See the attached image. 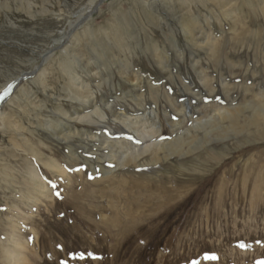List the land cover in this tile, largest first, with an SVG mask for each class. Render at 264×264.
Here are the masks:
<instances>
[{
  "label": "rangeland",
  "instance_id": "374dc122",
  "mask_svg": "<svg viewBox=\"0 0 264 264\" xmlns=\"http://www.w3.org/2000/svg\"><path fill=\"white\" fill-rule=\"evenodd\" d=\"M157 1L163 4L156 8L180 18L164 19L145 4L132 8L131 0H103L98 10L95 6L88 17L90 30L72 42L78 58L72 69L59 51L66 50L70 23L89 0H60L52 16L32 21L16 10L0 14V95L6 78L32 72L46 57L40 75L19 82L0 106V264H264V136L254 128L212 142V153L207 143L194 158L170 157V167L144 166L147 173H141L153 175L154 182L158 175L167 187L178 186L180 197L120 236L118 220L111 217L121 209L125 184L119 182L111 195L115 202L107 208L106 199L97 195L100 185L87 184L103 176L95 161L88 165L80 154L77 164L83 170L77 172L64 160L66 148L56 142L60 128L52 127L57 113L62 114L61 127H70L67 117L76 103L70 75L84 82L90 72L88 83L102 86L107 99L126 86L119 74H141L145 87L151 83L162 91L151 100V90L144 88L149 97L145 106L157 107L161 139H173L168 122L179 119L174 111L179 104L194 118L184 117V127H190L217 112L220 104L241 107L264 94V0ZM175 2L185 7L180 10ZM118 37L129 46L118 47ZM88 43L101 52L97 59L94 50H85ZM54 164L67 168L69 182Z\"/></svg>",
  "mask_w": 264,
  "mask_h": 264
},
{
  "label": "bare ground",
  "instance_id": "6f19581e",
  "mask_svg": "<svg viewBox=\"0 0 264 264\" xmlns=\"http://www.w3.org/2000/svg\"><path fill=\"white\" fill-rule=\"evenodd\" d=\"M59 1L60 0H56L53 3H51L48 2V0H0V14L4 12H10L12 10H16L18 12H22L28 15V17L30 16L32 21V19L34 20V18L36 17L42 18L47 15L52 16L51 13L55 12L54 11L55 7H60ZM102 1L103 0H89V3L87 2L89 6L86 7L84 10H82L76 21L70 23L69 29L66 32L67 34H69V36L66 42L63 43L65 45L66 50L65 51L64 49L60 50L59 53L68 60L71 69L73 68V65L78 61V58H76L77 57L76 49L74 47L75 44H72V42H74V40H76L81 34L84 35L86 34V31L90 30L91 22H89L88 17H90L89 15H91V13L95 11V10L93 11L91 10L94 8L96 9V7ZM118 1L119 0H116V2ZM187 1H191L194 4H196L197 2L198 4V0H187ZM207 1L211 2V0H207ZM158 2L160 4H163L162 2L157 0H131L130 5L132 6V8H136L139 5L145 4L149 8L155 11H160L164 15L163 16L164 19L175 17V19L177 20L180 18L179 15H176L177 13L175 14L174 12L161 10V8L158 9L159 8ZM212 2L216 4V3H220L221 0H212ZM175 4L180 7V10H182L185 7V5L179 4L177 2H175ZM111 5L112 4H110V6ZM250 6L254 7V4H250ZM202 8L204 9L203 6ZM243 8L245 11L246 8L245 7ZM262 11H264V8H262ZM60 14L61 13L58 12L57 18H61ZM163 23H165L164 20ZM81 28L82 30L78 32ZM88 33L92 34V32L91 33L88 32ZM58 35L60 34L58 33ZM119 35H120V31H119ZM71 37L72 39L71 41H69ZM88 41L92 43L90 37ZM115 41L118 47H121V44L125 45L126 47L129 46L127 39L122 40L121 38L119 39L118 37V40ZM68 42L70 43L67 44ZM209 45L211 46V44ZM84 48H86L85 49L86 51L89 48L91 50V53L94 50L96 59L100 56L101 52L96 48L95 45L88 43L87 45L84 46ZM209 48L212 53L211 47ZM68 49L71 50L70 53L71 54L73 53L72 55L66 52ZM55 51H56L55 49L50 50L47 56L51 57L52 52ZM39 56L41 55L39 54ZM43 58L44 57L41 58V63L39 66L34 68L32 72L26 73L25 75L26 76L31 75V77L33 76L36 77L39 74L38 73L36 75V73L41 68L40 66H42V64H44L46 60V57L44 61L42 60ZM117 65H119V63ZM98 66L96 65L95 68V70L97 71H99ZM106 66L108 67V65ZM63 72L65 75L70 74V72L68 74V70L65 68ZM99 73H98V77L100 76ZM85 74L86 76H88L87 81H84L85 83L80 80L79 78L80 76L77 75L75 77H72L70 75V82L74 84V89L77 93V95L73 98V100L76 102L75 107L72 109V111L69 113L67 117V121L70 122V127L68 125H66V127H61L60 119L62 114L57 113L56 116L59 118V120L56 121V123L52 127V130H56L59 126L60 131L55 133L56 142H58L59 145L61 144V146L63 144V146L67 149V150L64 149L65 150L64 160L66 163L70 164L72 168H75V171L77 170L78 172L83 170L82 168H78L79 166L77 164L78 160L82 159L80 154L84 155L83 161L87 162L88 165L90 160H92V163L93 161H95V166L101 172L99 177H101L102 175L103 176L92 183L88 181L90 183L87 184L89 186L100 185L97 190V195H100L98 196V198L106 199L107 208L108 206L114 204L115 202L114 198H112L111 195L113 194V191L117 187H119V182L121 181L122 183L125 184L124 186H122L121 189L122 192L121 209L119 211H113L112 216L113 215L114 216L111 217L112 219L118 220V222L116 223L118 236H120L126 229L137 226L139 222L146 219L147 215L163 209L167 204L174 202L176 199L178 200V198L180 197L178 186L176 185L174 186L173 183H168L169 186L167 187L165 186V182L162 179H160L158 175L155 177L159 180L154 182L150 180L151 177H154L153 175L151 174L146 175L144 173H141V172H146V170L143 169L144 166L160 164L161 168H163L165 165L170 167L171 166L170 157L177 155L182 158H186V157L194 158L196 151H201L202 149H204L205 147H203L202 145H205L207 143H208L207 151L212 153L214 151L213 148L211 149L210 147V144L212 142L219 141L223 143V141H225L226 139H229L234 136H238L245 130H246L245 132L248 133V130L251 128H254L256 130L255 134L257 136L260 137L264 136V129H262V126H264V94L263 93H260L256 97V99L247 102L246 105L245 103H243L244 105L241 104V107L239 106L233 108L232 107L233 105L225 106L220 104V106L217 107L218 108L217 112H215L214 114L211 113L210 115L205 116L204 118H200L199 120L197 119L198 121L196 120H194V122L192 121L190 127H184L183 125L187 117L189 119L192 118L191 116L189 117L187 116V114H184L185 111L184 108H186L187 106L184 105L186 106L184 107L183 105L179 104L180 105L179 109L176 110L173 109L176 112L177 116L179 117L178 119L179 121L175 119L176 122H172V121L168 122L169 131L171 133L170 135H172L173 139H171V137L169 139L166 138L161 139L160 137L162 136L163 126L160 123V117L156 109L157 107H154L152 105L153 107L147 108V106H145L146 101L149 97H147L146 90L144 91V88L147 90H151L149 91V94L151 96V100H153L154 98H158V94L161 95L162 91L160 90V88H155L154 85L151 83L148 84V87H145V80L141 74L130 73L129 75H125L126 73L125 74L122 73L119 74V77L125 78V84H126L125 88L120 91V94H115L112 95L110 98L105 99L102 98L103 96L101 94L102 86H99V84H97L96 86H92L91 84H89L88 82L90 81L88 78L90 72L88 73L86 72ZM16 78L15 77L6 78L4 83L7 84L2 90L4 91L6 87L9 85V83ZM77 80H79L80 83L77 82ZM178 87H182V86H178ZM184 87L186 86L184 85ZM185 90L183 89L184 94H185ZM70 98L71 97L68 96V99ZM4 99L6 100L7 97H5ZM3 102L4 100L0 102V106L2 105ZM118 103L124 104L126 108H124L122 105H119ZM198 104L199 103L197 102V105ZM223 106H225L224 109L221 108ZM203 107L207 110L208 108L211 109L210 105L206 106L204 104ZM164 115H167V113H165ZM184 117L186 118L184 119ZM3 124H5V122ZM182 125L184 128L182 127ZM224 148H226V146H223V149ZM82 151L86 153L83 154ZM107 163L108 165H106ZM53 169L55 171L56 170L58 171V175L60 176L61 179L66 178L67 168H65L64 166H59L54 164ZM32 174L35 179L38 177L35 171H33ZM78 174H81V172ZM66 180L67 182H69L70 176L66 178ZM151 185H154L153 188H151ZM181 191L182 188H180V192ZM137 194H142V196H138ZM18 214L19 213H17V217ZM32 219L33 217H30L29 221H31ZM15 247L16 249L18 248L17 246ZM10 255L15 257L16 256L15 251L11 252Z\"/></svg>",
  "mask_w": 264,
  "mask_h": 264
},
{
  "label": "water",
  "instance_id": "95a60500",
  "mask_svg": "<svg viewBox=\"0 0 264 264\" xmlns=\"http://www.w3.org/2000/svg\"><path fill=\"white\" fill-rule=\"evenodd\" d=\"M31 78V75L26 76L25 74L20 75L16 79H13L9 85L6 87L4 91H2V94L0 95V102L2 100H5V97H8L10 93L14 90V88L17 86L19 82L24 81L25 79Z\"/></svg>",
  "mask_w": 264,
  "mask_h": 264
},
{
  "label": "snow or ice",
  "instance_id": "6c2138e0",
  "mask_svg": "<svg viewBox=\"0 0 264 264\" xmlns=\"http://www.w3.org/2000/svg\"><path fill=\"white\" fill-rule=\"evenodd\" d=\"M240 247H244L243 245H240ZM212 259H215V257H212Z\"/></svg>",
  "mask_w": 264,
  "mask_h": 264
}]
</instances>
